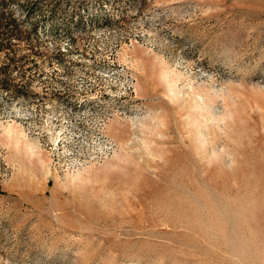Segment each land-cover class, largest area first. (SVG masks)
Masks as SVG:
<instances>
[{
  "label": "rangeland",
  "instance_id": "1",
  "mask_svg": "<svg viewBox=\"0 0 264 264\" xmlns=\"http://www.w3.org/2000/svg\"><path fill=\"white\" fill-rule=\"evenodd\" d=\"M0 45V264H264V0H0Z\"/></svg>",
  "mask_w": 264,
  "mask_h": 264
},
{
  "label": "bare ground",
  "instance_id": "2",
  "mask_svg": "<svg viewBox=\"0 0 264 264\" xmlns=\"http://www.w3.org/2000/svg\"><path fill=\"white\" fill-rule=\"evenodd\" d=\"M92 97V96H91ZM63 107V106H62ZM89 107V106H88ZM79 109V108H78ZM83 109V108H82ZM62 110H64L65 111V109H62ZM70 110V109H69ZM86 110V109H85ZM93 110V109H92ZM81 111H83V110H81ZM80 111V112H81ZM90 111V110H89ZM94 111V110H93ZM75 113V112H74ZM79 113V112H78ZM82 113H84V112H82ZM92 113V112H91ZM57 114V113H56ZM55 114V115H56ZM60 114V113H59ZM76 114V113H75ZM93 114V113H92ZM63 115V114H62ZM85 115V114H84ZM31 116V115H30ZM88 116V115H87ZM92 116V115H91ZM63 117V116H62ZM65 117V116H64ZM76 117H77V115H76ZM84 117V116H83ZM89 117V116H88ZM79 118V117H78ZM82 118V117H81ZM63 119V118H62ZM76 119V118H75ZM58 120V119H57ZM83 120V119H82ZM82 120H79V121H82ZM64 121V120H63ZM71 121V120H70ZM85 121V120H84ZM45 122V121H44ZM47 122V121H46ZM65 122V121H64ZM73 122V121H72ZM100 122H102L103 123V121H100ZM99 123V122H98ZM102 123H101V125H102ZM47 124H52V128L54 129V127H53V123H51V120H50V123H48L47 122ZM69 124H70V122H69ZM63 125V124H62ZM66 124H64V126H65ZM44 126H45V124H44ZM55 126V125H54ZM61 126V125H60ZM70 126V125H69ZM69 126H68V128H69ZM99 126V125H98ZM103 126H105V125H103ZM42 127V126H41ZM59 127V126H58ZM72 127V126H71ZM74 127V126H73ZM80 127V126H79ZM44 128V127H43ZM49 128V127H48ZM51 128V127H50ZM63 128H65V127H63ZM75 128H77V127H75ZM100 128V127H99ZM6 129H8V127L6 128ZM5 129V130H6ZM67 128H65V130H66ZM98 129V128H97ZM44 131H45V129H43ZM48 130V129H47ZM73 130H75V129H73ZM50 131V130H49ZM52 131V130H51ZM56 131V130H55ZM80 131V130H79ZM81 131H83V130H81ZM88 131H90V130H88ZM95 131V130H94ZM93 131V132H94ZM101 131H103V130H101ZM54 132V131H53ZM70 132V131H69ZM76 132V131H75ZM86 132H87V130H86ZM92 132V131H91ZM90 132V133H91ZM97 132V131H96ZM9 133V132H8ZM7 133V135H9V134H11V133H9L8 134ZM40 133V132H39ZM83 133V132H82ZM98 133V132H97ZM86 134H88V133H86ZM96 134V133H95ZM101 134V133H100ZM12 136H13V133L11 134ZM11 135L9 136V137H11ZM45 135V134H44ZM47 135H50V134H47ZM47 135H45V136H47ZM68 135V137H69V134H67ZM93 135V134H92ZM92 135H91V137H92ZM105 135V134H104ZM51 136V135H50ZM74 136V135H73ZM83 136V135H82ZM93 136H95V135H93ZM98 136V135H97ZM101 135H99V137H98V147H97V149H96V151H94V152H92V153H87V155H83V154H81V153H79V151H77V150H75L74 151V149L72 148V146H71V148L69 147V146H66L67 144H66V140L68 139V138H66L67 136H66V133H64V129H62L61 127L59 128V130H58V132H57V135L55 136V139H54V141L52 142L53 143V146H52V149H53V159H52V162H53V164L52 165H54V167L55 168H58V170H60V171H62V173L64 172H66V173H68V172H76L77 170H79L81 167H83V166H85L86 164H88L89 162H92V161H97V160H100L102 157H104V156H106V155H108V154H110V152L114 149V145H115V143L111 140V139H108V137H106V138H104V137H100ZM107 136V135H106ZM71 137V136H70ZM78 137V136H77ZM88 137H90V136H88ZM47 138V137H46ZM97 138V137H96ZM52 139V137H50V140ZM70 139H72L73 140V138H70ZM81 139V138H80ZM83 139V138H82ZM81 139V140H82ZM17 140V139H16ZM49 140V141H50ZM78 140H79V138H78ZM89 140V139H88ZM97 140V139H96ZM18 141V140H17ZM16 141V142H17ZM74 142H76V141H74ZM85 142V141H84ZM93 143V142H92ZM82 144H84L83 142H82ZM75 145H76V143H75ZM77 145H79V144H77ZM81 145V144H80ZM87 145V144H86ZM89 145V144H88ZM93 145V144H92ZM92 145H90V147L92 146ZM94 145H95V143H94ZM82 146V145H81ZM79 146H77V148H78ZM86 147V146H85ZM89 147V146H88ZM94 147H96V146H94ZM30 148H32V147H30ZM76 148V147H75ZM83 148V147H82ZM32 150V149H31ZM80 150H81V148H80ZM83 150V149H82ZM90 150V149H89ZM91 151V150H90ZM30 154H31V152H30ZM92 164V163H91ZM54 169V168H53ZM79 177V176H78Z\"/></svg>",
  "mask_w": 264,
  "mask_h": 264
},
{
  "label": "trees",
  "instance_id": "3",
  "mask_svg": "<svg viewBox=\"0 0 264 264\" xmlns=\"http://www.w3.org/2000/svg\"><path fill=\"white\" fill-rule=\"evenodd\" d=\"M2 48H3V46L0 45V49H2Z\"/></svg>",
  "mask_w": 264,
  "mask_h": 264
}]
</instances>
